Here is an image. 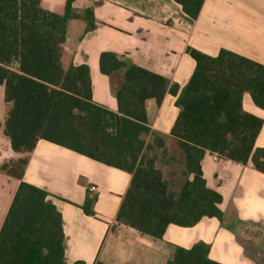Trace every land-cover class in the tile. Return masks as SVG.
I'll use <instances>...</instances> for the list:
<instances>
[{"label":"trees","instance_id":"16d2710c","mask_svg":"<svg viewBox=\"0 0 264 264\" xmlns=\"http://www.w3.org/2000/svg\"><path fill=\"white\" fill-rule=\"evenodd\" d=\"M197 20L205 0H174ZM78 19L67 3L63 16L42 9L40 0H0V85L9 105L0 130L17 154L32 153L47 141L132 175L118 222L143 235L163 239L171 225L192 228L204 218L223 219V197L207 187L202 169L206 153L240 165L251 163L264 174V149L257 148L264 121L245 111L249 94L264 111V65L222 50L217 57L194 49L196 62L189 83L179 86L164 77L103 53L100 70L113 80L119 112L96 105L88 66L64 68L63 46L70 22ZM86 32L95 28L92 10L85 12ZM122 76L118 88L114 78ZM177 97L180 110L171 135L192 176L179 195L169 191L163 173L149 157L147 138L157 147L164 140L148 127L146 104L160 106L166 95ZM28 159L0 164V173L20 185L0 230V264H66L63 217L47 202L48 193L25 183ZM95 199L84 211L92 216ZM210 248L198 244L177 248L168 264H220L210 259ZM76 264H84L78 262Z\"/></svg>","mask_w":264,"mask_h":264},{"label":"crops","instance_id":"0c3cea01","mask_svg":"<svg viewBox=\"0 0 264 264\" xmlns=\"http://www.w3.org/2000/svg\"><path fill=\"white\" fill-rule=\"evenodd\" d=\"M69 1L78 19L70 22L63 46L64 68L88 66L94 103L115 114L119 107L113 80L100 70L103 53L116 54L164 77L170 87L179 86V93L196 68L188 54L190 48L210 57L227 50L264 65V0H205L197 20L187 16L174 0L40 3L43 10L63 16ZM87 10H92L95 18L91 32H86L83 20ZM176 101L177 97L167 94L160 106L154 100L147 102L148 127L162 137L165 147H157L153 135L147 138V145L151 147L148 155L162 171L169 191L179 195L193 177L186 175L185 156L171 135L180 113ZM243 106L264 121V111L249 94L244 96ZM8 111L5 86L0 85L3 125ZM256 147L264 149V126ZM25 158L29 164L23 181L48 193L47 202L63 217L66 264H168L177 248L189 250L198 244L207 245L210 259L220 264H264V174L251 163L215 161L206 153L204 178L207 187L223 197L219 205L223 219L204 218L192 228L171 225L159 240L117 220L132 181L130 173L47 141H40L32 153L17 154L1 129L0 164ZM162 161L171 167L170 175H165ZM19 185V181L0 173V230ZM91 187L97 191L91 192ZM87 198L95 199L92 216L83 209Z\"/></svg>","mask_w":264,"mask_h":264},{"label":"rangeland","instance_id":"374dc122","mask_svg":"<svg viewBox=\"0 0 264 264\" xmlns=\"http://www.w3.org/2000/svg\"><path fill=\"white\" fill-rule=\"evenodd\" d=\"M121 76V75H120ZM122 77V76H121ZM121 77H117L115 78L114 80V87L115 88H118L120 86V82H122V78ZM121 80V81H120ZM151 156V155H150ZM161 167L163 168L164 172H165V175H170L171 174V167L168 165V162L167 161H162V164H160Z\"/></svg>","mask_w":264,"mask_h":264},{"label":"built area","instance_id":"2783aa9c","mask_svg":"<svg viewBox=\"0 0 264 264\" xmlns=\"http://www.w3.org/2000/svg\"><path fill=\"white\" fill-rule=\"evenodd\" d=\"M211 155L213 156V158H214L215 161L221 160V157L218 154H212L211 153ZM90 191L91 192H96L97 191V188L96 187H91L90 188Z\"/></svg>","mask_w":264,"mask_h":264}]
</instances>
